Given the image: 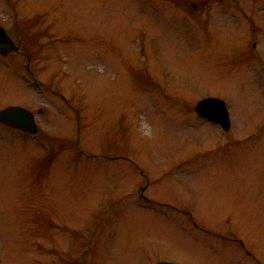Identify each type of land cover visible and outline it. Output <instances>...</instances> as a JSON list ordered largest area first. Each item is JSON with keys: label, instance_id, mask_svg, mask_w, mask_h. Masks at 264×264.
I'll use <instances>...</instances> for the list:
<instances>
[{"label": "rangeland", "instance_id": "374dc122", "mask_svg": "<svg viewBox=\"0 0 264 264\" xmlns=\"http://www.w3.org/2000/svg\"><path fill=\"white\" fill-rule=\"evenodd\" d=\"M153 1L0 0V25L50 88L0 57V110L32 106L40 135L0 125V264H264V69L240 28L188 43L150 24ZM158 68L173 87L146 86ZM210 96L227 104V133L192 120ZM141 173L160 205L140 201Z\"/></svg>", "mask_w": 264, "mask_h": 264}, {"label": "flooded vegetation", "instance_id": "af4514ba", "mask_svg": "<svg viewBox=\"0 0 264 264\" xmlns=\"http://www.w3.org/2000/svg\"><path fill=\"white\" fill-rule=\"evenodd\" d=\"M263 6H264V1H260L257 5H254V7L252 6L249 9H246L240 6V2L238 0H231L228 5H226V2L223 3L220 0H200L199 2L191 3V4L186 3L183 0H155L153 1V8L156 10L157 15L151 18L150 24H160L161 29H164V30L166 29L165 28L166 26H168V28L169 26H171L169 30L172 31V35L180 36L181 38H183L185 42L188 41L189 43L191 39L197 40V42L198 41L200 42L201 36L205 38H211L210 37L211 32L214 34L221 33L219 26L226 25L227 24L226 22H229V24H231V27L240 28L241 32L243 33L242 39L244 41L242 42L241 51L247 52L248 56L250 57V64L252 68L253 69H256V68L264 69V63H263L264 59H262L260 56V53H258L260 50L258 51L256 50V48H259V32H260L258 29L259 24H260L259 20L264 19L261 13L262 11H264ZM8 8L11 9L10 13H13L15 18H17L18 14L15 8L12 7L11 5H9ZM255 16H257L258 23H256L255 21ZM217 20H220V21L217 23L216 22ZM14 24H15L14 28L16 29L17 28L16 22ZM212 27H213V31H212ZM245 27H246V33L244 32ZM215 28L217 29L216 33L214 32ZM244 34L245 35L248 34L250 36V39H246ZM8 35L12 39L10 32H8ZM12 41L19 48V51L13 54H17L23 60L26 61V64L23 65V68L25 70V74H24L25 81L28 83H31L37 89H42L43 90L42 94H44L49 87L46 86V84L43 81H40L39 76L35 74L34 72L35 64H33L32 62L31 55L28 54L25 50H23L20 39L17 43H15L13 39ZM154 53H155V50H154ZM157 71L159 72V74ZM149 73L150 75L148 74L147 78H150V80L149 81H146L147 79L143 80L144 83H146V86H151L156 89L157 88L158 89L159 88L170 89V87H173L171 85L176 84V82L171 80V76L173 73L172 70L164 71L161 69L159 70L155 69V70L149 71ZM165 73H167V80H163ZM52 92L56 96L59 95L58 98H60L61 102L68 103L67 99L63 95L51 90V93ZM174 100L178 104L177 102L178 99L172 98L173 103H174ZM180 100L181 99H179V101ZM166 104H169V102L167 101ZM24 108L32 113L34 122L36 123V116L33 113L34 108L32 106H25ZM70 108L73 109L72 106H70ZM190 109L191 108L188 107V111L186 110L188 112V115L186 116L188 117L190 115ZM35 112L37 116H41L43 114V110L41 109H36ZM191 116L193 117L192 120L195 122L203 121V122L210 124L212 127H217L213 125L212 123L207 122L206 120L202 118H199L194 112V108H193V113ZM188 126L190 128L191 125H188ZM15 131L20 132L18 130H15ZM22 135H25L27 138L29 137V138H33L36 140L40 139L39 130L36 136H30L29 134H26V133H22ZM203 156H204L203 153L197 152L196 154L193 155V159H197ZM120 158L122 157H118V158L115 156L113 157L114 160H117ZM186 162H190V161L185 160L182 162H177L176 165H174L175 162H173L171 166V170L169 172H174L176 170H179L178 166L181 164H186ZM135 166L137 169H139L137 165ZM141 174L142 176H144L143 173ZM143 178L146 179V185L139 187L140 192L137 195H139L140 201L151 202V204L153 205H160L157 202H154L153 200L145 196L144 192L148 189V187L150 186V183L146 175ZM166 207H169V206H166ZM91 259L92 258H90V261L87 264H95L94 262H91ZM56 260H57L56 262H50L49 264H63L61 258L59 259L56 258ZM43 263H46V262L43 261L42 264ZM78 264H81V263L78 262Z\"/></svg>", "mask_w": 264, "mask_h": 264}, {"label": "water", "instance_id": "95a60500", "mask_svg": "<svg viewBox=\"0 0 264 264\" xmlns=\"http://www.w3.org/2000/svg\"><path fill=\"white\" fill-rule=\"evenodd\" d=\"M18 51L19 48L13 44L5 30L0 26V55L7 56ZM195 112L199 117L219 125L225 132L229 131V114L222 100L211 97L203 99L195 106ZM0 124L17 128L32 135L37 133L32 114L21 107L13 106L0 110ZM157 264L174 263L159 262Z\"/></svg>", "mask_w": 264, "mask_h": 264}]
</instances>
